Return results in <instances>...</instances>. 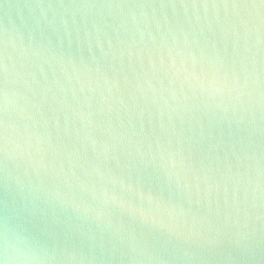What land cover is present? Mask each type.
I'll return each mask as SVG.
<instances>
[{
    "label": "water",
    "instance_id": "95a60500",
    "mask_svg": "<svg viewBox=\"0 0 264 264\" xmlns=\"http://www.w3.org/2000/svg\"><path fill=\"white\" fill-rule=\"evenodd\" d=\"M0 261L264 264L261 0H0Z\"/></svg>",
    "mask_w": 264,
    "mask_h": 264
},
{
    "label": "snow or ice",
    "instance_id": "6c2138e0",
    "mask_svg": "<svg viewBox=\"0 0 264 264\" xmlns=\"http://www.w3.org/2000/svg\"><path fill=\"white\" fill-rule=\"evenodd\" d=\"M261 4H264V0H261ZM236 6H240V5H236ZM245 6H247V5H245ZM0 264H3V262L0 261Z\"/></svg>",
    "mask_w": 264,
    "mask_h": 264
}]
</instances>
